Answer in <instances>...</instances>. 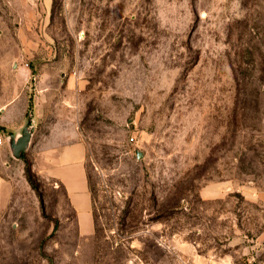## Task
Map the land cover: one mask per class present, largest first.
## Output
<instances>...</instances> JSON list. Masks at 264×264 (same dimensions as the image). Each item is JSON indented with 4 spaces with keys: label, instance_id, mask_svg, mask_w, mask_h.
I'll return each mask as SVG.
<instances>
[{
    "label": "rangeland",
    "instance_id": "rangeland-1",
    "mask_svg": "<svg viewBox=\"0 0 264 264\" xmlns=\"http://www.w3.org/2000/svg\"><path fill=\"white\" fill-rule=\"evenodd\" d=\"M0 15L2 58L24 41L26 64L54 67L94 203L85 236L35 147L39 190L7 153L0 264H264V0H0Z\"/></svg>",
    "mask_w": 264,
    "mask_h": 264
},
{
    "label": "crops",
    "instance_id": "crops-1",
    "mask_svg": "<svg viewBox=\"0 0 264 264\" xmlns=\"http://www.w3.org/2000/svg\"><path fill=\"white\" fill-rule=\"evenodd\" d=\"M0 35L12 34L0 30ZM13 43L14 50L3 58L0 56V133L6 140L0 145V163L6 160L7 153L11 155L7 137L21 134L32 114L35 132L25 153L35 147L40 158L34 161L43 162L47 177L64 187L80 231L90 235L94 230V203L86 170V146L73 121H63L61 105L65 96L58 97V81L51 69L54 67L33 60L26 64V60H31L26 43L17 40ZM67 85L75 89L79 83L71 77ZM44 127L48 130L42 134Z\"/></svg>",
    "mask_w": 264,
    "mask_h": 264
},
{
    "label": "water",
    "instance_id": "water-1",
    "mask_svg": "<svg viewBox=\"0 0 264 264\" xmlns=\"http://www.w3.org/2000/svg\"><path fill=\"white\" fill-rule=\"evenodd\" d=\"M32 122V114H30L28 124L24 128L23 132L17 136L10 135L7 137L11 155L15 160H20L22 158V154H24L30 147L35 132V126Z\"/></svg>",
    "mask_w": 264,
    "mask_h": 264
},
{
    "label": "trees",
    "instance_id": "trees-1",
    "mask_svg": "<svg viewBox=\"0 0 264 264\" xmlns=\"http://www.w3.org/2000/svg\"><path fill=\"white\" fill-rule=\"evenodd\" d=\"M33 110V101L31 99L30 101V111ZM22 160L25 162V171H26V176L30 184L33 186L34 189L39 190V185L37 183L38 178L36 173L33 171V163L29 159H27L26 153L22 154ZM90 189H91V184H90ZM92 192V189H91ZM93 195V193H92ZM97 232V231H96Z\"/></svg>",
    "mask_w": 264,
    "mask_h": 264
},
{
    "label": "built area",
    "instance_id": "built-area-1",
    "mask_svg": "<svg viewBox=\"0 0 264 264\" xmlns=\"http://www.w3.org/2000/svg\"><path fill=\"white\" fill-rule=\"evenodd\" d=\"M5 141L6 140H5L4 134L3 133H0V145H3Z\"/></svg>",
    "mask_w": 264,
    "mask_h": 264
}]
</instances>
